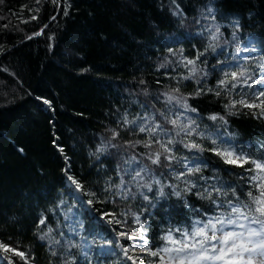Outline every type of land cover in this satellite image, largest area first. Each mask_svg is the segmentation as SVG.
Segmentation results:
<instances>
[{
    "label": "trees",
    "instance_id": "obj_1",
    "mask_svg": "<svg viewBox=\"0 0 264 264\" xmlns=\"http://www.w3.org/2000/svg\"><path fill=\"white\" fill-rule=\"evenodd\" d=\"M261 91L264 0H2L0 264H158L254 191Z\"/></svg>",
    "mask_w": 264,
    "mask_h": 264
},
{
    "label": "snow or ice",
    "instance_id": "obj_2",
    "mask_svg": "<svg viewBox=\"0 0 264 264\" xmlns=\"http://www.w3.org/2000/svg\"><path fill=\"white\" fill-rule=\"evenodd\" d=\"M2 2V0H0ZM39 2V0H37ZM66 14V13H65ZM34 18V17H33ZM39 35V33H37ZM215 39V36H213ZM189 64H194V61H188ZM196 69H192V73L195 74ZM244 72L237 74L236 72L231 73V79L236 81L239 77H242ZM186 79L188 77H185ZM227 81H221V85L226 84ZM235 87V85H233ZM264 96V91H261L257 96L259 99ZM175 97L168 96V101L171 102ZM48 103V101H44ZM248 108L258 107L259 105L246 103L244 100L239 102ZM264 105V101H262ZM232 106H235L234 104ZM187 109V105H185ZM211 119H216L215 116ZM172 124H176V121H171ZM141 132L145 131V128L140 129ZM150 131L154 132L155 129ZM169 143H172L169 140ZM215 143V141H214ZM163 147V146H162ZM189 147V145H185ZM190 147L200 149L199 145L192 144ZM164 151H170L168 148L164 147ZM213 151L216 155L220 156L226 164H232L239 167H243L245 164H252L251 169H246L255 173L250 177L251 184L250 190L247 193L248 200L242 204L233 205L231 201L228 202V207L230 211L227 217H216L210 219L202 227H196L191 233H186V239L184 241H178L172 239L171 236L165 237L164 239L173 244L177 245L175 248H165L162 249L165 253H190V255L177 256V264H203V262H209V264H253L254 260H258V264H264V161L258 162L257 159H252L243 154H237L236 152L230 150L229 148H214ZM159 162V154L156 158L152 160V163L156 164ZM198 170V169H193ZM139 175V173H137ZM69 180L76 185L77 191L81 190V185L69 176ZM179 196L180 193L178 192ZM210 195V194H209ZM245 221V222H242ZM111 222V221H109ZM43 223V221H41ZM197 224L200 222L197 221ZM251 225H259L258 228L251 227ZM225 228L239 229L233 231H225ZM209 232L211 235H209ZM217 233H220L217 235ZM125 235V234H122ZM44 237H41L43 239ZM132 239V237H128ZM193 241L189 243L188 241ZM0 250L4 253H13L14 255L20 256L24 259V254L14 249L0 244ZM129 251H135V249L125 248L124 253L126 257L132 260V264H136L138 257L134 258L128 256ZM55 254V253H53ZM149 255L155 257L159 253L155 251H149ZM7 258V257H5ZM11 264V261H9ZM25 264L27 261L25 260ZM161 264H164L163 258H161ZM171 264V258L169 260Z\"/></svg>",
    "mask_w": 264,
    "mask_h": 264
},
{
    "label": "rangeland",
    "instance_id": "obj_3",
    "mask_svg": "<svg viewBox=\"0 0 264 264\" xmlns=\"http://www.w3.org/2000/svg\"><path fill=\"white\" fill-rule=\"evenodd\" d=\"M245 48H246V46L245 45H242L241 46V48L239 49V52L241 53V54H243L244 52L246 53V51H245ZM242 222H245V221H242ZM245 223H247V222H245ZM205 223H202V224H198L200 227H202L203 225H204ZM197 225V226H198ZM251 227H254V228H258L259 227V225H251ZM233 230H239V229H232V228H225V231H233ZM122 234H125V232L124 231H122V232H117V235L118 236H121V237H123V238H127V235L125 234V235H122ZM220 233H217V235H219ZM209 235H211V233L209 232ZM140 239H142L141 241L142 242H144V239L142 238V237H140ZM186 239V237H184L183 239H181V241H184ZM189 243H192L193 241H191V240H189L188 241ZM175 247H177V245H173V244H171V243H169V245L167 246V247H165V248H175ZM164 248V249H165ZM2 251V250H1ZM136 251H141V250H139V249H137ZM143 252H144V250H143ZM185 255H190V253H176V252H171V253H165V252H163V251H161L160 253H159V257H160V260H159V263L158 264H161V258H163V260H164V264H169V260H170V258H171V264H177V262H176V257L177 256H185ZM0 260H1V256H0ZM137 261V260H136ZM136 264H137V262H136ZM203 264H209V262H203ZM253 264H258V260H254L253 261Z\"/></svg>",
    "mask_w": 264,
    "mask_h": 264
},
{
    "label": "water",
    "instance_id": "obj_4",
    "mask_svg": "<svg viewBox=\"0 0 264 264\" xmlns=\"http://www.w3.org/2000/svg\"><path fill=\"white\" fill-rule=\"evenodd\" d=\"M59 5V4H58ZM31 37V36H30ZM66 183L70 186L73 187L74 189V194L76 196V198L83 204H85L87 201L85 200V198L83 197V195L81 194L80 191H77L76 186H74V184L72 183V181H70L69 179L66 180Z\"/></svg>",
    "mask_w": 264,
    "mask_h": 264
},
{
    "label": "bare ground",
    "instance_id": "obj_5",
    "mask_svg": "<svg viewBox=\"0 0 264 264\" xmlns=\"http://www.w3.org/2000/svg\"><path fill=\"white\" fill-rule=\"evenodd\" d=\"M68 171V170H67ZM88 203V202H87ZM91 209V208H90ZM102 218V217H101Z\"/></svg>",
    "mask_w": 264,
    "mask_h": 264
}]
</instances>
